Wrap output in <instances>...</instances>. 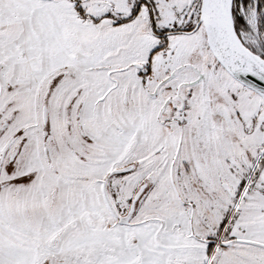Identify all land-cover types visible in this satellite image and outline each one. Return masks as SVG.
Listing matches in <instances>:
<instances>
[{"label":"snow or ice","instance_id":"snow-or-ice-1","mask_svg":"<svg viewBox=\"0 0 264 264\" xmlns=\"http://www.w3.org/2000/svg\"><path fill=\"white\" fill-rule=\"evenodd\" d=\"M0 264H264V0H0Z\"/></svg>","mask_w":264,"mask_h":264}]
</instances>
